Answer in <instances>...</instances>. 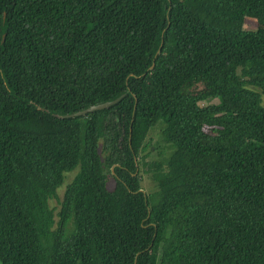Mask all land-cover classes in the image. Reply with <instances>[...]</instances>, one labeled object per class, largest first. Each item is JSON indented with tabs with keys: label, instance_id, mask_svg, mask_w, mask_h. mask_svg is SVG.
I'll return each instance as SVG.
<instances>
[{
	"label": "trees",
	"instance_id": "16d2710c",
	"mask_svg": "<svg viewBox=\"0 0 264 264\" xmlns=\"http://www.w3.org/2000/svg\"><path fill=\"white\" fill-rule=\"evenodd\" d=\"M0 264H264V0H0Z\"/></svg>",
	"mask_w": 264,
	"mask_h": 264
},
{
	"label": "rangeland",
	"instance_id": "374dc122",
	"mask_svg": "<svg viewBox=\"0 0 264 264\" xmlns=\"http://www.w3.org/2000/svg\"><path fill=\"white\" fill-rule=\"evenodd\" d=\"M255 27H256V21L254 20L253 17H249V19H247V20L245 21V28H246V29H254ZM192 88L194 89L195 86L192 87ZM197 88H199V86H197ZM151 131H153V132H151V138H152V141H150V144L153 143V140H156V137H155V134H154V132L156 131V129L154 128V129L151 130ZM150 144L148 145V149L151 148V147H150ZM73 173H74V170H73L72 172H66V173H65L64 184H66V183L70 180V178L72 177ZM64 184H62V185H61L60 187H58L57 190H56V194H57V197H58V198L61 196V193H62V190H63ZM112 185H113L112 179L109 178L108 181H107V187L110 188V187H112ZM141 185H142L143 189L146 190V191H149V190L152 189V186L150 185V183H148V182H146V181H143V182L141 183ZM49 206H51V207L53 206V207H55L56 209H57V207H58V205H57V203H56L55 200H50V201H49Z\"/></svg>",
	"mask_w": 264,
	"mask_h": 264
},
{
	"label": "water",
	"instance_id": "95a60500",
	"mask_svg": "<svg viewBox=\"0 0 264 264\" xmlns=\"http://www.w3.org/2000/svg\"><path fill=\"white\" fill-rule=\"evenodd\" d=\"M160 45H161V42H160L159 46L157 47V49L155 51V55L159 52ZM151 66H152V64H151ZM120 97L121 96H118L117 98H115L113 100L104 101V102H101V103H98V104H94V105L88 106V107H86V108H84L82 110H79V111H76V112H73V113L60 115V117H73V116H77V115H84L85 113L93 111V110L107 108L108 106L116 103L120 99Z\"/></svg>",
	"mask_w": 264,
	"mask_h": 264
}]
</instances>
